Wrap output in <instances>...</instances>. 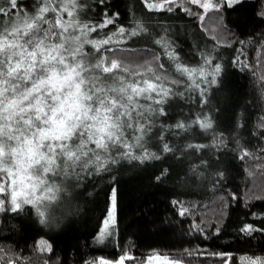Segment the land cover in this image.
I'll return each instance as SVG.
<instances>
[{
	"label": "snow or ice",
	"instance_id": "6c2138e0",
	"mask_svg": "<svg viewBox=\"0 0 264 264\" xmlns=\"http://www.w3.org/2000/svg\"><path fill=\"white\" fill-rule=\"evenodd\" d=\"M142 2L149 12L172 13L178 9L201 22L209 12L215 13L220 33L229 32L224 23L226 13L237 12L249 5L254 16L264 21V0ZM96 3L106 6L107 0H96ZM190 6L202 11L194 12ZM85 7L79 0H37V6L29 13L21 0H0V16L6 18L0 21V214L4 220L9 214L25 213L28 206L40 224L53 222L62 203L58 177L67 179L75 175L82 179V173L87 177L102 176L110 173L121 160L143 164L161 159L147 143L156 121L168 116L166 109L170 102L185 93L191 98V93L196 92L199 103L206 105L210 88L220 83L223 65L213 55L215 47L200 52L198 65H189L182 61V50H178L165 30L152 39V43L160 47L166 61L170 62L167 68L161 62L160 53L152 49L142 50L148 52L150 59L128 63L122 53L137 50L119 45L151 35L149 28L137 20L130 28L121 25L115 32L89 38L109 25L115 26L119 13L109 15L105 10L100 22H83L78 13ZM215 31L217 29H213ZM212 39L215 44L220 43L215 35ZM86 45L91 46V53L85 51ZM257 58L264 68V42ZM234 60L245 68L253 67L242 49ZM169 69L180 79L172 78ZM252 74L258 77L264 92V71ZM181 84L184 91L175 90ZM214 125L212 116L201 110L187 122L178 120L170 125L161 124L160 128L178 134L189 132L193 127L208 131L214 129ZM259 127L264 129V120ZM126 132L131 133V141ZM157 139L160 153L178 151L164 139L163 131ZM212 139V146H226L223 133H213ZM206 147L209 145H186L187 149L195 151ZM240 151L241 160L251 155L246 148L241 147ZM201 164L207 162L202 160ZM167 172L162 169L155 179L160 181ZM224 176L223 171L216 173L214 189L221 185ZM254 198L259 199L249 197L250 200ZM238 199L235 193L220 196L216 222L204 225L201 221L194 227L201 234L210 227L213 235H219L222 221L228 217L230 202ZM173 203L180 209L177 215L184 216L189 211L182 202ZM109 204L95 236L96 242L101 244L113 237L116 227L117 189L114 185L109 192ZM257 219L259 224L242 223L237 232L247 238H253L257 233L264 235V217ZM205 238L208 237L205 235ZM36 247L41 252L53 251L51 244L43 239L37 241ZM10 252L0 246V264H24L23 257L10 255ZM187 255L193 253L187 252ZM210 255L219 257L225 264L231 260L228 253ZM151 258L147 257L148 260ZM136 259L125 251L116 261L97 258L86 260L84 264H125V261L135 262ZM240 260L241 264H264V257L260 256L241 257Z\"/></svg>",
	"mask_w": 264,
	"mask_h": 264
},
{
	"label": "trees",
	"instance_id": "16d2710c",
	"mask_svg": "<svg viewBox=\"0 0 264 264\" xmlns=\"http://www.w3.org/2000/svg\"><path fill=\"white\" fill-rule=\"evenodd\" d=\"M139 2L144 4L142 0ZM128 5V0H107L106 6L92 0L90 10L97 9L96 16L101 20L103 11L111 15L112 11L128 9ZM190 7L194 12L202 11ZM174 12H178L180 25L185 27L180 28L178 43L187 45L189 52L195 51L193 48L197 49L198 45L215 47L217 56H222L223 73L219 85L213 86L215 97L211 105L213 110L209 112L215 121L214 129L198 128L188 139L165 137L178 149L175 153H160L157 139L154 152L161 155L159 160L143 164L121 160L110 173L102 176L87 177L86 173L81 174L82 179L70 176L69 182L76 186V199L59 211L51 223L40 224L28 206L25 213L9 214L6 220L0 214V246L6 251L10 249V255L23 257L24 264H84L86 260L97 258L117 260L125 251L137 258L135 262L130 261L135 264L143 263L149 255L185 264L225 263L211 253L230 254L229 264H241V257H264V235L257 233L247 238L237 232L242 223L259 224L257 217H264V129L259 127L264 120V92L258 77L252 74L264 71L257 62V53L264 42V21L254 16L249 5L226 13L224 23L229 32L220 33L215 13L209 12L201 22L178 9ZM49 16L52 15L49 13ZM213 35L219 44H215ZM119 47L137 50L122 53L128 63L150 59L148 52L142 50L152 49L160 53L166 68L169 65L162 50L153 44L127 43ZM241 49L253 67L245 68L235 63L234 58ZM85 51L91 53L93 50L85 46ZM169 72L172 78L180 79L172 69ZM183 87V84L178 85L175 90ZM171 103H178V98ZM171 110L176 114L185 111L180 103L178 109ZM213 133H223L226 146H212ZM126 135L131 141V133L126 132ZM189 143L209 147L195 151L186 148ZM241 147L251 153L243 160L239 158ZM202 160L207 164H201ZM162 169L168 170L167 175L157 181L155 177ZM219 171L225 176L221 185L214 189ZM113 185L117 189L116 227L113 237L101 244L96 242L95 236L110 208L109 192ZM229 193H235L239 199L230 202L220 234L213 235L210 227L201 234L194 226L201 221L204 225H213L219 214V197ZM249 197L259 199L250 200ZM174 201L182 202L189 211L184 216L177 215L180 209ZM253 213L257 215L254 217ZM41 239L51 244L52 252L37 250V241ZM195 249L201 252L196 253ZM186 250L193 255L188 256Z\"/></svg>",
	"mask_w": 264,
	"mask_h": 264
},
{
	"label": "rangeland",
	"instance_id": "374dc122",
	"mask_svg": "<svg viewBox=\"0 0 264 264\" xmlns=\"http://www.w3.org/2000/svg\"><path fill=\"white\" fill-rule=\"evenodd\" d=\"M137 1L128 0V4H129L128 9H125L122 12L112 11L111 15L113 13H119V17L116 19L115 26L109 25L108 28L103 29L102 31L99 32V34L92 33L89 38H99V36H105L109 32H115L116 28L121 25L126 28H130L135 24L137 20H140L149 28V32L151 35H146L142 38L140 37L134 38L132 41H129L128 43L153 44L152 39L158 38L161 34L165 32V30H167L168 37L172 41L175 42L178 50H182L180 51L182 61L188 63L189 65L199 64V56L202 50L203 51L212 50L211 47L209 46L198 45L197 49L193 48L195 49V51L189 52L188 51L189 48L187 45L178 43V38L180 35V30H181L180 28H185V27H182V25H180V22L178 20V12H172V13L165 12L163 14H161L160 12H149L146 9L144 4H140L139 0ZM21 2L29 13H31L33 9L37 6V0H21ZM79 2L86 5V7L78 13L81 21L91 22V23H98L101 21L100 18L96 16V14H98V12H96L97 9L92 10V11L90 10L92 0H79ZM139 5H141V9H139ZM4 19L6 18L3 16H0V21ZM65 19H67L66 14H65ZM86 46H89L91 48L90 45H86ZM155 46H158V45H155ZM213 55H215L217 60L221 63L222 56H217V53L215 50L213 52ZM167 63L169 64L170 62H167ZM213 86L209 90L208 103L206 105H201L199 103L198 94L196 92L191 93V98H188L189 97L188 93H185L183 97L178 98V103L183 104V108L185 110L183 111L184 113H181V114L173 113L171 108L178 109V103L170 102V106L167 107L166 109L168 112V116L159 118L156 121V127L153 128L152 133L150 134V138L148 139V143H147L148 148L151 151H156V141L161 131H163L164 138L167 136H172V137L179 138V139L192 138L193 134L197 133L198 128L196 127H193L192 130L189 132H178L177 130L178 134H174L172 131L162 130L160 128V125L161 124H164V125L174 124L178 120H184L185 122H187L190 118L194 116L195 113H200L201 110L207 113L211 112L213 110L212 109L213 107H211V105L213 104V100L215 97ZM180 91H184V87ZM158 151L160 152V148L158 149ZM56 180H57V183H59L62 188V191L59 193V197L62 203L60 204L59 209L55 212V217L57 216V213L59 211L67 208L76 199L75 197L76 186L75 184H71L69 182V178L65 179L63 177H58L56 178ZM190 185L194 186L196 184H190ZM147 257H152V258L151 260H148L146 258V260L141 264H172V262L177 261L175 259H169L167 257H162V256L149 255ZM106 260L116 261L112 259H106ZM179 262L180 264H185V263H182L181 261ZM125 264H135V263L130 262V261H125Z\"/></svg>",
	"mask_w": 264,
	"mask_h": 264
}]
</instances>
